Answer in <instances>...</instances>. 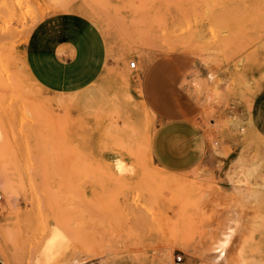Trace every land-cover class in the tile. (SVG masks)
<instances>
[{"label": "rangeland", "instance_id": "1", "mask_svg": "<svg viewBox=\"0 0 264 264\" xmlns=\"http://www.w3.org/2000/svg\"><path fill=\"white\" fill-rule=\"evenodd\" d=\"M56 13L107 41L103 75L73 94L44 91L24 61L30 31ZM177 49L197 62L209 149L166 173L148 156L156 122L136 60ZM0 139L5 264H264V0H0ZM55 231L58 254L40 255Z\"/></svg>", "mask_w": 264, "mask_h": 264}, {"label": "crops", "instance_id": "2", "mask_svg": "<svg viewBox=\"0 0 264 264\" xmlns=\"http://www.w3.org/2000/svg\"><path fill=\"white\" fill-rule=\"evenodd\" d=\"M107 58V41L101 29L75 13L43 18L24 45L29 74L44 91L54 95L89 87L103 75ZM136 64L140 75L136 93L156 122L149 140V159L166 173L191 171L207 158L209 149L197 119L200 99L193 86L196 60L183 52H171L150 61L137 58ZM213 255L209 253L207 261L183 257L179 264H212ZM0 264H5L1 257Z\"/></svg>", "mask_w": 264, "mask_h": 264}, {"label": "bare ground", "instance_id": "3", "mask_svg": "<svg viewBox=\"0 0 264 264\" xmlns=\"http://www.w3.org/2000/svg\"><path fill=\"white\" fill-rule=\"evenodd\" d=\"M189 47V46H191L190 44H180L179 45V48H181V49H187V47ZM191 47H189V49H190ZM188 50V49H187ZM169 51V50H168ZM177 52H178V49H177ZM204 60V59H203ZM131 63L132 62H129V66L131 65ZM136 65V64H135ZM91 97H88L87 99H86V102H87V108H92V103H91ZM147 107V106H146ZM115 108V107H114ZM147 110V109H146ZM151 115H153L149 110H147ZM123 117V116H122ZM125 117V116H124ZM114 119V118H113ZM124 119V118H123ZM114 121V120H113ZM118 121V120H117ZM111 122V121H110ZM114 123H116V121H114ZM130 123V122H129ZM128 123V124H129ZM118 124V123H117ZM120 124V123H119ZM116 134V133H115ZM147 137V136H146ZM1 140V139H0ZM126 143V142H125ZM118 144V143H117ZM149 145H150V142H149ZM129 146V145H128ZM3 145H2V143L0 142V153L2 152L3 153ZM5 148V147H4ZM120 148V147H119ZM6 149V148H5ZM117 149V148H116ZM137 149H139V148H137ZM136 149V152L138 151ZM144 149V148H143ZM142 149V150H143ZM7 150V149H6ZM134 150V149H133ZM140 150H141V148H140ZM124 151V150H123ZM144 152L146 151V150H143ZM143 151H142V153H143ZM135 152V151H134ZM135 152V153H136ZM139 152V151H138ZM138 152H137V154H138ZM117 153V152H116ZM141 153V154H142ZM4 154V153H3ZM133 154V153H128L127 155L130 157L131 155ZM140 154V153H139ZM134 155V154H133ZM143 155V154H142ZM145 155V154H144ZM73 160V159H72ZM41 172V171H40ZM1 174H2V168H1V166H0V180H1ZM157 174V173H156ZM154 175V174H153ZM158 175V174H157ZM157 175H154V176H157ZM168 175V174H167ZM151 177V176H150ZM166 178V177H165ZM180 179H184V178H181L180 177ZM154 180V179H153ZM187 180V179H186ZM188 181V180H187ZM175 182H178V180L177 181H175ZM180 182V181H179ZM182 182H184V180H182ZM185 183V182H184ZM186 184V183H185ZM181 185V184H180ZM142 186V185H141ZM178 187H180V186H178ZM182 187H184V186H182ZM152 189H153V187H152ZM158 189V188H157ZM181 190V189H180ZM150 191H151V188H150ZM159 192H161V191H159ZM165 192V191H164ZM156 193H158V192H156ZM161 194V193H160ZM148 195V194H147ZM150 195H151V193H150ZM159 195V194H158ZM152 196V195H151ZM150 196V197H151ZM161 196V195H160ZM178 196V195H177ZM166 197V196H165ZM164 197V198H165ZM169 197V196H168ZM159 199V198H158ZM175 199H178V198H175ZM174 199V200H175ZM168 201V200H167ZM62 239H63V237H62V235L58 232V231H55V232H53L52 233V235L47 239V241H46V243L44 244V246L42 247V249L43 250H41V252H43V253H40V255L41 254H43V255H45V254H48V253H50V255L49 256H51V255H57L58 253H56V252H53V251H55L58 247H59V244H60V242L62 241ZM63 244H61V246H62ZM60 246V247H61ZM57 251H59V250H57ZM51 252H53V254L51 253ZM1 253V252H0ZM56 253V254H55ZM2 254V253H1ZM169 254H171V253H169ZM42 255V256H43ZM41 256V257H42ZM45 256H47V255H45ZM48 257V256H47ZM56 257V256H55ZM51 259H54V257L53 258H51ZM43 260H46V259H43ZM48 260V259H47ZM48 261H50V260H48ZM257 263V262H256Z\"/></svg>", "mask_w": 264, "mask_h": 264}, {"label": "built area", "instance_id": "4", "mask_svg": "<svg viewBox=\"0 0 264 264\" xmlns=\"http://www.w3.org/2000/svg\"><path fill=\"white\" fill-rule=\"evenodd\" d=\"M131 68L135 67V62H132L130 65ZM2 197L0 195V201H1ZM183 262V255L180 253L179 255L176 256L175 258V263L179 264Z\"/></svg>", "mask_w": 264, "mask_h": 264}]
</instances>
